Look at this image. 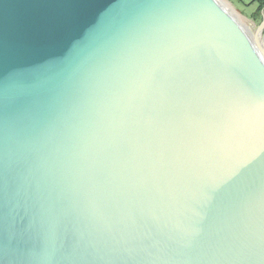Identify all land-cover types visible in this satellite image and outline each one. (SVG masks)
Listing matches in <instances>:
<instances>
[{
    "label": "water",
    "instance_id": "water-1",
    "mask_svg": "<svg viewBox=\"0 0 264 264\" xmlns=\"http://www.w3.org/2000/svg\"><path fill=\"white\" fill-rule=\"evenodd\" d=\"M263 33L217 0H0V264H264Z\"/></svg>",
    "mask_w": 264,
    "mask_h": 264
},
{
    "label": "rangeland",
    "instance_id": "rangeland-1",
    "mask_svg": "<svg viewBox=\"0 0 264 264\" xmlns=\"http://www.w3.org/2000/svg\"><path fill=\"white\" fill-rule=\"evenodd\" d=\"M227 1L236 15L239 17V21L244 27L255 34L257 28L261 24L264 18V10L262 11L261 15H256L257 5L252 3V0H246L245 2H232L230 0ZM264 37V33H263Z\"/></svg>",
    "mask_w": 264,
    "mask_h": 264
},
{
    "label": "bare ground",
    "instance_id": "bare-ground-1",
    "mask_svg": "<svg viewBox=\"0 0 264 264\" xmlns=\"http://www.w3.org/2000/svg\"><path fill=\"white\" fill-rule=\"evenodd\" d=\"M218 3L223 7V9H225L238 23L239 25L244 29V31L249 35V37H253V34L251 32H249L244 25H242L239 21V17L236 15V13L234 12V10L232 9L231 5L225 1V0H217ZM264 42V39L262 40Z\"/></svg>",
    "mask_w": 264,
    "mask_h": 264
},
{
    "label": "trees",
    "instance_id": "trees-1",
    "mask_svg": "<svg viewBox=\"0 0 264 264\" xmlns=\"http://www.w3.org/2000/svg\"><path fill=\"white\" fill-rule=\"evenodd\" d=\"M232 2H245L246 0H230ZM253 4L257 5L256 15H261L262 11L264 10V0H252Z\"/></svg>",
    "mask_w": 264,
    "mask_h": 264
}]
</instances>
